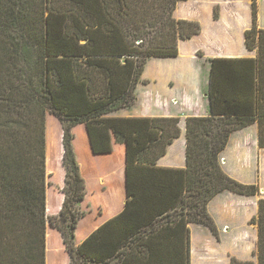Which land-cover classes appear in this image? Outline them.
I'll return each instance as SVG.
<instances>
[{"label":"trees","instance_id":"trees-1","mask_svg":"<svg viewBox=\"0 0 264 264\" xmlns=\"http://www.w3.org/2000/svg\"><path fill=\"white\" fill-rule=\"evenodd\" d=\"M182 1L0 0V264H191L190 224L218 239L210 200L259 194L220 165L231 134L251 124L264 149L257 0L244 34L256 57L211 60L210 115L185 120L184 168L157 165L178 118L110 116L136 103L151 58L176 57L200 33L174 17ZM250 224L256 263L229 264H264V199ZM205 249L192 264H208Z\"/></svg>","mask_w":264,"mask_h":264},{"label":"crops","instance_id":"crops-1","mask_svg":"<svg viewBox=\"0 0 264 264\" xmlns=\"http://www.w3.org/2000/svg\"><path fill=\"white\" fill-rule=\"evenodd\" d=\"M189 2L194 3L195 9L180 11L179 4L184 3L182 6L186 7ZM257 6V26L264 29V0H257ZM215 9L217 18H214ZM174 17L198 22L200 33L179 41L176 57L151 58L142 74L146 82L136 88V103L110 114L179 119L180 136L168 145L166 154L157 161L163 168H184L186 165V118L210 115L211 60L256 57V51L247 49L244 37L245 31L252 26L251 0H186L177 4ZM220 165L232 179L243 184H257L260 193L243 196L223 191L210 200L207 210L216 224L218 239L205 226L190 224L191 256L196 241L195 246L206 247V256L214 255L219 246H239L244 248L243 252L232 253L233 257L249 260L257 249L258 239L257 228L250 220L257 216L258 201L264 199V149L258 147L257 123L231 134L220 155ZM56 206L54 203V211ZM214 245L217 249H208Z\"/></svg>","mask_w":264,"mask_h":264},{"label":"rangeland","instance_id":"rangeland-1","mask_svg":"<svg viewBox=\"0 0 264 264\" xmlns=\"http://www.w3.org/2000/svg\"><path fill=\"white\" fill-rule=\"evenodd\" d=\"M183 4L184 3L179 4L180 11L185 10V9H188V10H194L195 9V5L192 2L187 3L186 7L182 6ZM47 128H48L47 143L50 146L54 144V147L56 149L58 148V150H59V135H58L59 134V124H58L57 120L53 117H49L48 121H47ZM51 151H53V150H51ZM259 193H260V190H259ZM198 240L200 243L201 242L200 238ZM195 242H194V248L197 250V253L195 254V256H193V257L191 256V264L193 262L194 263H200L201 257H202L201 255L203 254V246L202 245H196L195 246ZM214 246H209L208 249L213 250L217 247L216 245H214ZM217 248H216L217 250H215L214 255L208 256V260H209L208 264H227V262H228L227 259H229V263H230V258L233 257L232 253L235 254L237 252H243V250H244V248H240L239 246H235V247H233V246H231V247L219 246ZM255 252H256V249L252 253V259H249V260H252L256 263L257 258L255 255ZM240 261H243V260H240ZM244 261H247V260H244Z\"/></svg>","mask_w":264,"mask_h":264}]
</instances>
